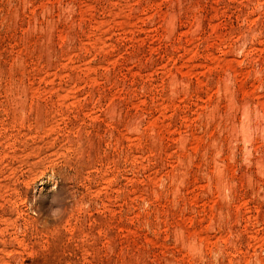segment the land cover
Instances as JSON below:
<instances>
[{
	"label": "rangeland",
	"instance_id": "rangeland-1",
	"mask_svg": "<svg viewBox=\"0 0 264 264\" xmlns=\"http://www.w3.org/2000/svg\"><path fill=\"white\" fill-rule=\"evenodd\" d=\"M0 264H264V0H0Z\"/></svg>",
	"mask_w": 264,
	"mask_h": 264
},
{
	"label": "clouds",
	"instance_id": "clouds-1",
	"mask_svg": "<svg viewBox=\"0 0 264 264\" xmlns=\"http://www.w3.org/2000/svg\"><path fill=\"white\" fill-rule=\"evenodd\" d=\"M60 210H61L60 207L50 206L49 215L52 216V217H57L60 214Z\"/></svg>",
	"mask_w": 264,
	"mask_h": 264
}]
</instances>
